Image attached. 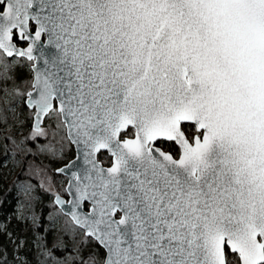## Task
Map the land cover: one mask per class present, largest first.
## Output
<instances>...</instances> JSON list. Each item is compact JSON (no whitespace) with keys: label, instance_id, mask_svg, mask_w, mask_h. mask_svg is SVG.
Masks as SVG:
<instances>
[{"label":"snow or ice","instance_id":"obj_1","mask_svg":"<svg viewBox=\"0 0 264 264\" xmlns=\"http://www.w3.org/2000/svg\"><path fill=\"white\" fill-rule=\"evenodd\" d=\"M10 82L72 264H264V0H0Z\"/></svg>","mask_w":264,"mask_h":264},{"label":"trees","instance_id":"obj_2","mask_svg":"<svg viewBox=\"0 0 264 264\" xmlns=\"http://www.w3.org/2000/svg\"><path fill=\"white\" fill-rule=\"evenodd\" d=\"M16 76L19 81L27 77V73L17 68ZM8 90L9 93L12 92L11 82ZM12 102L14 100L11 99ZM11 105L8 106V100L7 103L0 102V250L6 251L8 264H19L21 261H26L27 264H49L48 258H45L47 250L38 247L42 241L47 249H51V254L59 260L67 259L69 264H72L73 237L63 235L67 231H59L56 226L50 230L47 204L53 202V199L35 183L34 172L37 168H48L53 170L54 176L64 179L67 184V178L57 174L55 169L75 158L74 149L69 148L63 161L51 159L49 154H43V139L37 138L33 141L28 138L31 123L26 119V113L17 115L10 112L8 109ZM19 111L17 109V112ZM17 120L23 123L19 125ZM38 144H41L40 147ZM174 147L167 145L169 149ZM15 172L16 178L13 177ZM24 194L29 195L30 200ZM20 200L24 201L27 210L29 204L33 211H38L36 220L30 222L27 219L25 224L17 222L16 209ZM53 207L60 213L55 204ZM65 219L72 225L70 219ZM59 235H63V239L59 241L58 248H53ZM22 242L23 246L20 247Z\"/></svg>","mask_w":264,"mask_h":264},{"label":"rangeland","instance_id":"obj_3","mask_svg":"<svg viewBox=\"0 0 264 264\" xmlns=\"http://www.w3.org/2000/svg\"><path fill=\"white\" fill-rule=\"evenodd\" d=\"M11 99L12 100H17L19 99V97H16L14 95L13 92H10L9 97L7 98L8 100V106L9 104H13L14 102L11 103ZM12 106V105H11ZM18 124L20 125L21 122L20 120H17ZM22 130V129H21ZM22 133V131H20ZM43 139V142L41 144H43L45 149L47 146V141L45 140V138L40 137ZM41 144H38V146L40 147ZM43 154H48L47 151H42ZM51 159H53L52 157H50ZM53 171V170H52ZM52 171H50L48 168H37L35 169L34 174L36 175L34 177L35 179V183H38L39 186L41 187V189H43L45 191L46 194H48V196L53 199V202L47 204V211L50 213L49 216V220H50V230H52L53 227L56 226L57 229H59V231L61 230H65L68 233V237H73L74 233L72 232V228L73 226L71 225V223L69 221H67L65 219V217L63 216V214L60 212H58V210H56L53 207L54 203V197L56 194H60L63 195L66 193V183L64 181V179L62 178H57L56 176H54L52 174ZM16 172L13 173V177L16 178ZM22 192L25 193L24 190H21ZM26 196V198L28 200H30V196L27 194H24ZM17 213H16V220L17 222L19 221L20 224H25L27 221V219L30 222H33L34 220L37 219L38 215V211H33L32 207L28 204V210L25 208L24 206V201L20 200V203H18L17 205V209H16ZM28 213V214H27ZM23 246V242L21 243L20 247ZM45 258H48L49 261H51V264H63L64 261H67V259H63V260H59L54 254H46ZM68 262V261H67ZM69 264V262H68Z\"/></svg>","mask_w":264,"mask_h":264},{"label":"water","instance_id":"obj_4","mask_svg":"<svg viewBox=\"0 0 264 264\" xmlns=\"http://www.w3.org/2000/svg\"><path fill=\"white\" fill-rule=\"evenodd\" d=\"M72 160H73V159H72ZM69 162H70V161H69ZM69 162H68V163H69ZM63 166H64V165H63ZM63 166H61V167H63ZM105 166H106V165H105ZM56 173H57V174H60V175H62V176H64V177H66V178L68 179V181L71 179V177L68 176L66 173H59V172H57V171H56ZM68 181H67V183H68ZM66 188H67V185H66ZM56 195H57V194H56ZM56 195H55V196H56ZM61 197H62V198H66V199H70V197H67V194H66V197H64V196H62V195H61ZM54 203H55V197H54ZM55 205H56V207H57L58 209L61 208L60 205H57L56 203H55Z\"/></svg>","mask_w":264,"mask_h":264},{"label":"flooded vegetation","instance_id":"obj_5","mask_svg":"<svg viewBox=\"0 0 264 264\" xmlns=\"http://www.w3.org/2000/svg\"><path fill=\"white\" fill-rule=\"evenodd\" d=\"M168 144H171V142H166L164 145H162L161 147H162V150H165V151H172L173 150V148H167V145ZM106 166H107V164H105ZM67 181H68V179H67ZM62 196H64V197H66V193L65 194H63Z\"/></svg>","mask_w":264,"mask_h":264}]
</instances>
